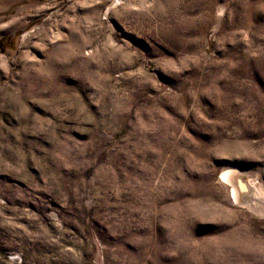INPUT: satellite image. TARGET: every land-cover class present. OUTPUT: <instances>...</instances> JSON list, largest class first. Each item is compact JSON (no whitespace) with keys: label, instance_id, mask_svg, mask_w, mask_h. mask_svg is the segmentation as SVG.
Returning <instances> with one entry per match:
<instances>
[{"label":"rangeland","instance_id":"rangeland-1","mask_svg":"<svg viewBox=\"0 0 264 264\" xmlns=\"http://www.w3.org/2000/svg\"><path fill=\"white\" fill-rule=\"evenodd\" d=\"M0 264H264V0H0Z\"/></svg>","mask_w":264,"mask_h":264},{"label":"bare ground","instance_id":"bare-ground-1","mask_svg":"<svg viewBox=\"0 0 264 264\" xmlns=\"http://www.w3.org/2000/svg\"><path fill=\"white\" fill-rule=\"evenodd\" d=\"M220 180L221 181H223V180H225L226 182H228V184H229V186H230V195H231V198H232V201H235L236 199V196H240L241 195V193H243L244 191H242L241 190V188H242V186L240 185V187H239V185H238V187L237 186H233L232 184L234 183V182H237L238 180H237V176L234 174V172H232V171H224L222 174H221V176H220ZM224 182V181H223ZM237 185V184H236ZM244 189H246V186L245 187H243ZM250 188V187H249ZM248 188V189H249ZM245 192H248V190L247 191H245ZM248 194V193H247ZM246 194V195H247ZM245 195V196H246ZM257 195V191L255 190V189H250V193H249V196H248V198H247V200L248 199H251V197H255ZM246 196V197H247ZM245 200V199H244ZM263 202V201H262Z\"/></svg>","mask_w":264,"mask_h":264}]
</instances>
